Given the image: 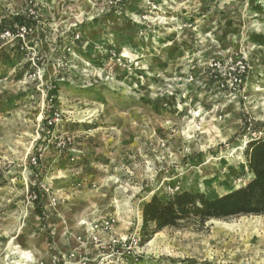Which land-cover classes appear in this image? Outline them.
<instances>
[{
  "label": "rangeland",
  "instance_id": "obj_1",
  "mask_svg": "<svg viewBox=\"0 0 264 264\" xmlns=\"http://www.w3.org/2000/svg\"><path fill=\"white\" fill-rule=\"evenodd\" d=\"M6 13L36 25L0 35V264H29L36 239L35 264H264V215L132 240L152 194L244 181L264 0H0Z\"/></svg>",
  "mask_w": 264,
  "mask_h": 264
},
{
  "label": "trees",
  "instance_id": "obj_2",
  "mask_svg": "<svg viewBox=\"0 0 264 264\" xmlns=\"http://www.w3.org/2000/svg\"><path fill=\"white\" fill-rule=\"evenodd\" d=\"M35 25L33 16L6 13L0 16V35H17L21 28L27 31ZM43 123L47 129L52 126V122L45 118ZM243 126L252 135L242 151L244 167L241 175L244 181L236 188L213 196L188 189L164 196L152 194L140 208L139 246L166 228L190 226L202 230L210 220L264 215V121L244 122Z\"/></svg>",
  "mask_w": 264,
  "mask_h": 264
},
{
  "label": "bare ground",
  "instance_id": "obj_3",
  "mask_svg": "<svg viewBox=\"0 0 264 264\" xmlns=\"http://www.w3.org/2000/svg\"><path fill=\"white\" fill-rule=\"evenodd\" d=\"M76 217H77L75 220L76 223L74 224V226H72L71 238L74 237V235L76 233L77 226H79V225L82 226L83 224L87 223V219H86V215H85L84 211H80L79 215H77ZM257 217L258 216H256L255 218H257ZM226 227H228V226H226ZM76 240L77 239L75 238V243H76ZM37 241L39 242V239L34 240V242L29 246H26L24 244L23 245L20 244L21 246H23L24 248H27V249L20 250L19 253L17 252L18 255L21 258H23L26 262H29V264H35L37 261H39L41 258H43L47 253V249L45 248V245L42 242L38 243ZM16 247H18V246H16ZM19 264H21V263H19Z\"/></svg>",
  "mask_w": 264,
  "mask_h": 264
},
{
  "label": "built area",
  "instance_id": "obj_4",
  "mask_svg": "<svg viewBox=\"0 0 264 264\" xmlns=\"http://www.w3.org/2000/svg\"><path fill=\"white\" fill-rule=\"evenodd\" d=\"M32 162L34 163L35 162V159L34 158H32ZM109 225V221H104L102 224H99V227H106V226H108ZM89 227H90V230L92 231V233H93V231H94V228H97L98 229V226L96 225V224H94L93 226H91V224L89 225ZM95 240H96V237L94 236L93 237ZM132 240H133V243H135V244H137V242H138V238H132ZM76 264V263H75Z\"/></svg>",
  "mask_w": 264,
  "mask_h": 264
},
{
  "label": "crops",
  "instance_id": "obj_5",
  "mask_svg": "<svg viewBox=\"0 0 264 264\" xmlns=\"http://www.w3.org/2000/svg\"><path fill=\"white\" fill-rule=\"evenodd\" d=\"M79 230H80V228H79ZM79 230H78V231H79ZM75 234H76V233H75ZM65 235H66V234H65ZM72 243H73V242H72Z\"/></svg>",
  "mask_w": 264,
  "mask_h": 264
}]
</instances>
